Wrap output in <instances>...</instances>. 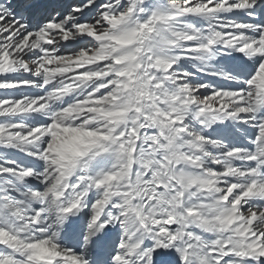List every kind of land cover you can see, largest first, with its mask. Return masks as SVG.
I'll use <instances>...</instances> for the list:
<instances>
[{
	"label": "snow or ice",
	"instance_id": "6c2138e0",
	"mask_svg": "<svg viewBox=\"0 0 264 264\" xmlns=\"http://www.w3.org/2000/svg\"><path fill=\"white\" fill-rule=\"evenodd\" d=\"M0 264H264V0H0Z\"/></svg>",
	"mask_w": 264,
	"mask_h": 264
}]
</instances>
